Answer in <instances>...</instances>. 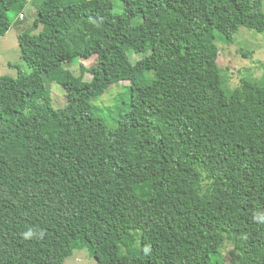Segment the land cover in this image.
Returning <instances> with one entry per match:
<instances>
[{
	"label": "trees",
	"instance_id": "16d2710c",
	"mask_svg": "<svg viewBox=\"0 0 264 264\" xmlns=\"http://www.w3.org/2000/svg\"><path fill=\"white\" fill-rule=\"evenodd\" d=\"M121 1H33L32 74L0 76V264H264V83L227 92L217 43L264 34V0ZM29 3L0 0V38ZM120 82L110 129L93 101Z\"/></svg>",
	"mask_w": 264,
	"mask_h": 264
},
{
	"label": "rangeland",
	"instance_id": "374dc122",
	"mask_svg": "<svg viewBox=\"0 0 264 264\" xmlns=\"http://www.w3.org/2000/svg\"><path fill=\"white\" fill-rule=\"evenodd\" d=\"M30 3L13 24L11 30L0 38V76H18V68L22 69L27 75L32 74V69L23 60L20 52L18 37L21 33L31 31L38 33L39 30L34 27L35 20L38 16V10L33 1ZM115 12L123 13V4L121 0H115ZM137 23V21H135ZM220 47L218 63L223 68L221 76L224 81V87L227 92H231L241 84L240 80H250L254 82L264 83V34H258L254 31H249L242 28L235 36V42L232 45L226 44L224 41L217 39ZM68 52L71 54V50ZM74 50H72L73 52ZM141 55H136L132 59L137 62L141 59ZM97 64V57L91 59L73 58L67 64H63L64 71L70 72L75 77L81 75V66L91 67ZM57 63L49 61L39 64L40 71L48 72L55 71ZM92 75L85 74L84 80L90 81ZM48 83L51 95L56 108H61L67 105V94L65 89L59 83L51 79ZM129 85V82H120L109 87L105 94L96 98L93 101L97 113L106 122L108 127L114 128L115 121L101 110L103 107H111L114 104V98L117 94L124 91V87ZM222 264H238L237 255L233 252V247L227 244L221 253ZM218 258H214L216 263ZM65 264H97L95 257L91 255L89 250H81L74 252Z\"/></svg>",
	"mask_w": 264,
	"mask_h": 264
},
{
	"label": "crops",
	"instance_id": "0c3cea01",
	"mask_svg": "<svg viewBox=\"0 0 264 264\" xmlns=\"http://www.w3.org/2000/svg\"><path fill=\"white\" fill-rule=\"evenodd\" d=\"M7 36V35H6ZM5 37V36H4Z\"/></svg>",
	"mask_w": 264,
	"mask_h": 264
}]
</instances>
